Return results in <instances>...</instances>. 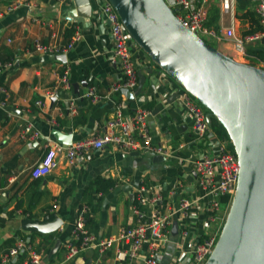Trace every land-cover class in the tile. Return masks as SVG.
<instances>
[{"label": "crops", "instance_id": "1", "mask_svg": "<svg viewBox=\"0 0 264 264\" xmlns=\"http://www.w3.org/2000/svg\"><path fill=\"white\" fill-rule=\"evenodd\" d=\"M166 1L174 7L175 0ZM192 1L196 7L199 0ZM261 1L232 0V10L225 13L222 0H209L206 25L221 36L210 40L220 52L264 68V62L249 52L264 51L263 40L246 44L241 55L223 37L230 27L237 37L252 34L260 26L255 9ZM90 2L91 21L78 23L71 18L76 8L73 0H0V85L9 91L7 105L0 107V259L20 241L27 245V251L8 264H28L35 255L41 264H122L124 252L119 249L103 257L86 250L69 259L67 245L80 209L91 206L94 210L88 228L97 236H116L133 224L131 199L137 187L161 185L160 206L166 210L183 196L194 198L198 193L193 162L208 151L220 152L222 139L212 129L199 143L180 99H171L181 87L142 50H136L134 57L139 76L145 77L143 86L139 87L140 77L135 89L121 85L124 75L114 58L110 25L100 4ZM77 34L80 40L63 54L36 51L37 42L68 47ZM64 75L69 86L61 81ZM92 88L99 96L96 101L85 97ZM147 104L152 105L149 120L154 142L164 148L165 162L154 161L151 154L105 147L73 163L60 157L58 168L49 176L32 178V168L54 143L70 146L90 140L105 131L118 107L130 115ZM98 178L114 180L115 186L97 192L92 185ZM196 217L193 213L186 223L201 233L205 217ZM57 218L63 222L57 232L42 234L30 228V224ZM182 224L175 222L159 264L186 261L190 245L181 236Z\"/></svg>", "mask_w": 264, "mask_h": 264}, {"label": "built area", "instance_id": "2", "mask_svg": "<svg viewBox=\"0 0 264 264\" xmlns=\"http://www.w3.org/2000/svg\"><path fill=\"white\" fill-rule=\"evenodd\" d=\"M63 1V0H57ZM100 10L110 25V34L114 43V58L120 66L124 80L121 84L128 89L138 86L139 74L135 65L134 52L141 50L130 37L120 16L109 0H96ZM209 0H199L196 7L192 0H175L176 16L184 27L196 32L207 40H219L218 32L206 25L208 19ZM225 13L232 10V0H222ZM259 17L262 30L244 37H237L234 27L227 28L224 38L233 42L235 50L241 55L246 53V44L260 42L264 39V0L255 9ZM80 40L77 34L73 41L65 48L36 43V51L42 54H63L73 48ZM2 66L0 65V74ZM61 81L69 86L68 76ZM179 99L186 113L193 121V131L199 142L207 138L211 132L208 110L195 104L191 95L182 88L179 89ZM54 96V95H53ZM94 101L99 99L95 88L85 95ZM9 98V91L0 85V107H5ZM40 105L41 102H38ZM74 110V107L72 106ZM75 112V111H74ZM151 110L145 107L137 108L132 114L126 115L121 106L117 108L103 133L87 141H80L64 146L54 143L49 147L42 160L31 171L35 180L44 179L59 166V158L64 157L70 163L77 158L87 156L92 150L105 147L117 148L123 152H140L153 156H165L161 145L154 142L150 126ZM31 131V127L27 128ZM193 172L196 179L198 193L196 196H183L178 204H169L166 210L161 209L163 202V188L161 185H141L137 187L131 202L133 224L122 228L118 235L100 238L88 228L94 217V210L90 206H83L77 216L71 239L67 245L69 259L75 258L86 250L97 251L100 257L108 252L119 249L124 252L122 264H159L162 247L170 241L175 222H183L182 238L189 241L190 247L185 252L187 259L184 264H205L213 252L225 224L227 214L235 195L240 165L236 154L228 149V142H222L220 152L208 151L201 158L193 162ZM226 199L227 201H223ZM195 214L204 216L201 233L192 231L186 220ZM196 217V218H197ZM145 246L148 249L145 251ZM27 251V245L20 241L1 259L0 264H8L21 253ZM28 264H41L40 256L35 255Z\"/></svg>", "mask_w": 264, "mask_h": 264}, {"label": "water", "instance_id": "3", "mask_svg": "<svg viewBox=\"0 0 264 264\" xmlns=\"http://www.w3.org/2000/svg\"><path fill=\"white\" fill-rule=\"evenodd\" d=\"M73 1L72 20L90 22V0ZM109 1L144 54L208 110L210 124L214 118L224 127L238 158L237 189L205 264H264V68L220 52L184 27L166 0ZM139 77L141 88L145 77ZM173 97L179 98V91ZM62 225L57 218L30 228L51 234Z\"/></svg>", "mask_w": 264, "mask_h": 264}, {"label": "trees", "instance_id": "4", "mask_svg": "<svg viewBox=\"0 0 264 264\" xmlns=\"http://www.w3.org/2000/svg\"><path fill=\"white\" fill-rule=\"evenodd\" d=\"M258 24V23H257ZM259 25V24H258ZM262 30V28L259 26L257 27L254 31H252L251 33L257 32ZM250 54L256 56L257 58H259L260 61L264 62V51L262 50H257V49H250ZM254 65V64H251ZM147 108L151 109L152 105H148L147 104ZM215 121L217 122L216 119H212V124L211 126L216 125V127L214 128V131L217 133V135L223 140V141H227L230 142V139L228 137V134L226 132V130L224 129V127L221 124H214ZM233 148V146H232ZM232 151L234 152V149H232ZM115 181L111 180V179H104V178H98L92 185V187L96 188L97 192H107L109 189L113 188L115 186ZM223 201H227L226 199H224ZM52 238V236L50 237ZM51 240V239H49Z\"/></svg>", "mask_w": 264, "mask_h": 264}, {"label": "rangeland", "instance_id": "5", "mask_svg": "<svg viewBox=\"0 0 264 264\" xmlns=\"http://www.w3.org/2000/svg\"><path fill=\"white\" fill-rule=\"evenodd\" d=\"M204 40H206L209 44H211L212 46H214V44L210 41V39L209 40H207V38H205V37H202ZM237 61L238 62H241V63H245V64H250V63H255V64H257V62H253V61H251V60H248V59H246V60H243L240 56H237ZM259 68H262V67H259ZM168 76V75H167ZM191 99H192V101L195 103V104H197V105H199V106H201V107H203L195 98H193V97H191ZM214 124H219V122L217 121H215V123ZM216 127V125L214 126V128ZM214 128H213V126H211V129L212 130H214ZM196 137V136H195ZM222 142H223V140H222ZM199 143H201V142H199ZM228 149L229 150H232L233 148H232V144H231V141L230 142H228Z\"/></svg>", "mask_w": 264, "mask_h": 264}]
</instances>
